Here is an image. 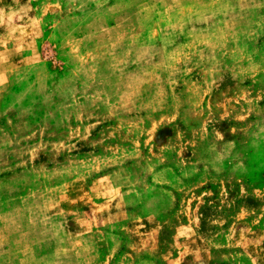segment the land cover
<instances>
[{"label":"rangeland","instance_id":"obj_1","mask_svg":"<svg viewBox=\"0 0 264 264\" xmlns=\"http://www.w3.org/2000/svg\"><path fill=\"white\" fill-rule=\"evenodd\" d=\"M0 264H264V0H0Z\"/></svg>","mask_w":264,"mask_h":264}]
</instances>
